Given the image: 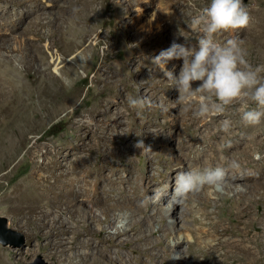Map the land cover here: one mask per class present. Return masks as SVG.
Listing matches in <instances>:
<instances>
[{
  "label": "rangeland",
  "instance_id": "1",
  "mask_svg": "<svg viewBox=\"0 0 264 264\" xmlns=\"http://www.w3.org/2000/svg\"><path fill=\"white\" fill-rule=\"evenodd\" d=\"M243 3L251 17L248 26L218 33L214 39L223 44L238 37L248 62L264 65V0ZM209 4L210 0H0V83L5 92L0 97V217L5 218L7 227L23 235L19 247L0 243V264H77L72 241L83 228L73 209L89 212L88 219L90 214H96L92 221L94 242L118 234L116 243H112V259L109 254H95L99 264H135V260L138 264H160L164 259L170 262L178 257L184 259L183 264L202 261L207 254L204 242L214 240L201 235L200 228L207 229L209 220L232 223L234 191L215 193L207 186L206 190L217 195L207 201L205 210L211 217L204 218L198 210L204 201L202 193L187 197L188 206L193 205L192 212L181 202L173 216L161 215L155 206L162 204L157 195L165 182L158 186V193L137 197L136 204L130 208L123 205L110 215L102 214L97 207L90 212L86 201L73 202L75 208L54 204L51 197L59 188L46 190L45 186L54 183L51 172L60 168L77 170L74 147L81 131L78 123H105L102 131L113 142L109 145L112 167L105 173L113 178H124L129 168L136 183L162 174L167 162L178 153L175 145L168 153L160 147L164 134L158 126L170 120L180 125L182 118L189 115L181 110L182 105L174 103L178 92L163 76L162 67L152 65V59L173 42L195 46L203 26L197 27L191 21ZM173 65L178 75L182 61H170L168 70ZM196 86L198 82L193 85ZM155 92L168 93L171 98L161 100L153 96ZM138 95L148 98L152 106L143 110L129 107V98ZM96 107H113L117 113L107 121L93 119L90 111ZM254 107L250 101H236L223 113L200 118V129H223L218 120L230 121L237 112ZM149 120L150 128L158 129L159 134L146 143L137 133L141 123ZM183 138L187 141L189 136L183 134ZM91 139L95 142L94 135ZM140 140L151 146L152 152L142 154L135 147ZM125 142H131L130 147ZM64 152L69 155L63 158ZM256 153L254 150V158ZM101 157L99 151L90 153L92 171L97 170ZM115 186L122 187L117 183ZM73 187L77 188L75 182ZM174 189L175 179L170 196ZM112 196L120 201L126 199L122 193ZM34 204L36 209L32 208ZM252 208L258 214L262 202L253 203ZM201 219L203 223H197ZM169 225L176 226L165 236L162 230ZM255 225L262 230V225L254 222L253 233L257 232ZM138 227L153 230L151 243L166 241L172 245L175 232L182 233L183 242L169 253L157 247V257L141 249L136 241L141 234ZM189 228L199 241H193ZM57 238L63 241L62 246L52 244ZM259 240L258 244L264 243V231ZM226 261L239 263L230 258ZM258 264H264V256Z\"/></svg>",
  "mask_w": 264,
  "mask_h": 264
},
{
  "label": "bare ground",
  "instance_id": "2",
  "mask_svg": "<svg viewBox=\"0 0 264 264\" xmlns=\"http://www.w3.org/2000/svg\"><path fill=\"white\" fill-rule=\"evenodd\" d=\"M3 95H5L4 86L3 83H0V97ZM153 96H158L157 98L164 101L171 98L165 92H155ZM5 99L3 97V100ZM90 113L93 119L101 117L107 121V118L117 113V109L113 107L107 109L96 107ZM187 114L189 117L182 118L180 125L176 121L170 120L158 126L164 134L160 147L168 153L170 152V146L175 145L178 154L176 158L171 159L170 163L167 162L166 169L163 170L162 174H159L157 179L144 177L136 183L131 168L125 170L126 175L124 178L118 176L113 178L111 174L105 173V169L112 167L111 157L113 155V151L109 147L113 142L102 131L105 123H78V130L81 131L76 147H74V162L78 168L73 171L60 168L59 171L51 172L50 176L54 179V183L46 184L45 189L59 188V190L53 192L54 195L51 197L54 204L63 203L72 206L73 202L85 203L86 201L90 203L88 207L90 212L97 207L100 208L102 214L110 215L115 209L123 208V205L130 208L132 204H136L137 197L158 193V186L165 182L166 185L160 189L157 195L158 201L162 204L158 208L155 206V208L161 215L163 213V215L166 214L170 217L174 215V211L179 208L181 203L174 198V195H169L173 179H176L179 172L205 167H224L228 172L225 189L234 191L232 223L222 224L221 220H209L206 224L207 229L200 228L199 233L204 236H212L214 242H204L207 254L200 263L195 264H226L227 258L239 261L237 264H258L261 257L264 256V243H257L264 231V117H262L259 124H246L241 119L242 113L237 112L232 116L227 130L221 129L219 126L218 130L210 131L200 129L199 122L201 119L193 116L192 111L187 112ZM150 120L142 122L137 133L146 143L153 140L151 136L159 134L158 129L150 128L152 126ZM217 122L222 123L219 120ZM204 126L206 125L204 124ZM99 129L101 130L98 131ZM183 134L189 136L187 141L184 140ZM93 135L95 136V142L91 139ZM130 143L125 142L127 147H130ZM94 150L101 152L102 157L97 170L92 171L90 168V153ZM254 150L260 154L261 158L259 160L252 156ZM62 155H64V158L69 153L64 152ZM148 159H150L149 156ZM233 161L239 164V168L230 167ZM61 165L60 163V167ZM46 180L42 179V181ZM74 182L77 184L76 189L73 187ZM116 183L121 184L122 187L115 186ZM86 186H89L90 189ZM206 187L204 186L199 192L190 193L188 196L197 197L202 193L204 201L199 203V214L204 218H210L211 215L208 210H205V206L211 195L217 194H215L216 190H214L215 193H212L211 190H206ZM113 193H122L126 199L120 201L113 198ZM187 201V198L182 201L186 203V207L188 206ZM259 202H262L263 208L258 210L257 214V211L253 210L252 207L253 203ZM37 207L35 204L32 206L33 209ZM73 210H75L76 218L83 228L77 232L76 238L72 241L78 255L77 264H99L98 259L95 258L97 253L104 256L109 254V258L112 259V243H116L118 234L94 242L93 238L96 234L92 233V221L97 218L96 214H90V219H88L89 212L83 209ZM187 211L192 212L193 205L188 206ZM183 219L186 220L188 217ZM191 219L194 221L192 216ZM254 222H259L262 225V230L259 231L258 225H255L257 232L253 233L251 226ZM197 223L202 224L203 220L201 219ZM175 226H165L162 230L163 235L169 236ZM141 228L138 227V229ZM188 231L194 242L199 241L198 237L193 234L192 229L189 228ZM122 232L127 233V230L123 229ZM152 234L153 230L151 228L148 229V232L141 229V234L137 236L136 241L142 246L141 249L144 252L152 253L157 257H160L156 252L157 247L162 246V251L169 253L175 251L183 242L180 239L182 233L175 232L172 245L166 241L163 243L156 241L157 244L151 243L153 240ZM223 236H228V238ZM62 242L61 238H57L52 244L57 247L62 246ZM117 255L115 254V258H117ZM183 260L181 257L170 262L164 259L160 264H183ZM135 264H138L136 260Z\"/></svg>",
  "mask_w": 264,
  "mask_h": 264
},
{
  "label": "clouds",
  "instance_id": "3",
  "mask_svg": "<svg viewBox=\"0 0 264 264\" xmlns=\"http://www.w3.org/2000/svg\"><path fill=\"white\" fill-rule=\"evenodd\" d=\"M250 19L243 0H210V4L191 21L197 27L203 26L197 44L173 42L152 59V65L162 67L163 76L177 90L178 98L174 103L182 105V111H192L193 116L203 118L223 113L236 101H250L256 107L244 110L242 121L252 125L261 122L264 117V75H261L264 65L253 66L248 62L243 41L238 37L229 38L223 44L214 39L218 33L246 28ZM173 60L182 61L178 75L175 65L171 70L167 68ZM197 82L198 86L193 87ZM128 104L140 110L152 106L148 98L139 95L130 97ZM222 125L227 130L230 121L225 120ZM135 147L142 150V154L152 152L151 146H146L142 140ZM260 158L256 153L255 159ZM230 167L239 168V164L233 161ZM227 177V169L221 166L179 172L174 198L182 202L204 186L223 192Z\"/></svg>",
  "mask_w": 264,
  "mask_h": 264
},
{
  "label": "water",
  "instance_id": "4",
  "mask_svg": "<svg viewBox=\"0 0 264 264\" xmlns=\"http://www.w3.org/2000/svg\"><path fill=\"white\" fill-rule=\"evenodd\" d=\"M5 218L0 217V243L19 247L23 243V235L7 227Z\"/></svg>",
  "mask_w": 264,
  "mask_h": 264
}]
</instances>
